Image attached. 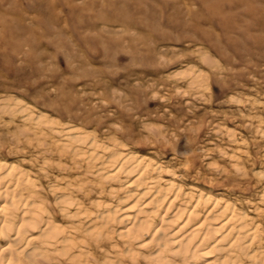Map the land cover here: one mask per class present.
Returning a JSON list of instances; mask_svg holds the SVG:
<instances>
[{
	"label": "rangeland",
	"instance_id": "374dc122",
	"mask_svg": "<svg viewBox=\"0 0 264 264\" xmlns=\"http://www.w3.org/2000/svg\"><path fill=\"white\" fill-rule=\"evenodd\" d=\"M3 97L172 166L186 160L184 184L257 201L264 0H0ZM1 107L0 157L31 159L20 116ZM233 151L236 166L223 155Z\"/></svg>",
	"mask_w": 264,
	"mask_h": 264
},
{
	"label": "bare ground",
	"instance_id": "6f19581e",
	"mask_svg": "<svg viewBox=\"0 0 264 264\" xmlns=\"http://www.w3.org/2000/svg\"><path fill=\"white\" fill-rule=\"evenodd\" d=\"M0 105L20 116L35 153L0 157V264H264V169L253 171L257 201L243 202L181 182L186 160L175 167L114 135L97 139L20 99ZM223 155L238 165L236 151Z\"/></svg>",
	"mask_w": 264,
	"mask_h": 264
}]
</instances>
